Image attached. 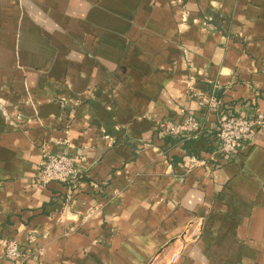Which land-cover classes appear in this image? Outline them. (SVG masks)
Listing matches in <instances>:
<instances>
[{
  "label": "crops",
  "instance_id": "0c3cea01",
  "mask_svg": "<svg viewBox=\"0 0 264 264\" xmlns=\"http://www.w3.org/2000/svg\"><path fill=\"white\" fill-rule=\"evenodd\" d=\"M213 96L264 114V0H0V264H264V124L223 157Z\"/></svg>",
  "mask_w": 264,
  "mask_h": 264
},
{
  "label": "built area",
  "instance_id": "2783aa9c",
  "mask_svg": "<svg viewBox=\"0 0 264 264\" xmlns=\"http://www.w3.org/2000/svg\"><path fill=\"white\" fill-rule=\"evenodd\" d=\"M200 106L208 111H214L217 116L215 137L219 142L218 153L227 159H232L243 148L251 135L264 124V114L256 112L252 116H244L231 112L224 107L223 102L216 96L208 101L200 100ZM159 130L166 136L191 139L203 131L204 126L193 114H188L181 123L163 120L158 124ZM190 168L207 165L204 159L191 157ZM84 178V171L78 157L69 153L52 155L45 153L40 163L39 173L35 184L49 185L53 182L65 185H78ZM5 256L11 264H25L30 258V252L24 251L14 239H8Z\"/></svg>",
  "mask_w": 264,
  "mask_h": 264
}]
</instances>
